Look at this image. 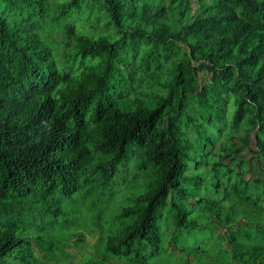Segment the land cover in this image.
Here are the masks:
<instances>
[{
    "label": "trees",
    "instance_id": "trees-1",
    "mask_svg": "<svg viewBox=\"0 0 264 264\" xmlns=\"http://www.w3.org/2000/svg\"><path fill=\"white\" fill-rule=\"evenodd\" d=\"M259 165L264 0H0V264H71L85 238H59L62 199L120 178L140 189L107 255L149 264L166 209L174 232L194 213L219 221L240 250L226 264H264L236 236L264 237ZM208 177L215 199L189 186Z\"/></svg>",
    "mask_w": 264,
    "mask_h": 264
},
{
    "label": "rangeland",
    "instance_id": "rangeland-1",
    "mask_svg": "<svg viewBox=\"0 0 264 264\" xmlns=\"http://www.w3.org/2000/svg\"><path fill=\"white\" fill-rule=\"evenodd\" d=\"M190 138L196 146V151L193 152L197 154L208 152L205 143L199 145L195 136ZM200 159L204 162L202 158ZM198 161L191 163V169L196 168ZM256 165L257 163L255 168ZM259 167L263 169L261 165ZM257 172L256 169L252 177L256 176ZM196 173L204 175L202 172ZM120 179H117L116 185L107 189L103 195L95 192L90 196L78 194L73 198L62 199V207L73 223L68 229L57 231L59 238L78 234H83L85 238L83 243L76 245L75 248H68L66 255L76 254L71 264H135L125 258L116 259L112 255H107L104 247V238L106 242L110 229L118 225L122 206L132 204L134 196L138 193L137 190L140 189L137 185L135 187L124 185ZM188 182L197 195L210 199L218 196V193L210 187L209 177L201 181L200 188H197L193 180ZM201 205V203L195 204L196 208H200ZM163 211L164 216L160 219L161 250L158 255L153 254L151 250L146 253L149 264H226L233 261V253L239 256L240 250L237 246H228L230 244V240L226 239L228 234L216 219H209L205 213H194L190 219H197L198 225L183 226V230L174 232L172 217L166 209ZM44 225L48 224L44 223ZM228 227L229 230L232 228V226ZM237 231L238 237L250 234L253 237L251 245H264V237L258 235L254 224H248L243 229L238 228ZM181 250L186 251L182 253ZM187 251L190 252L189 255Z\"/></svg>",
    "mask_w": 264,
    "mask_h": 264
}]
</instances>
